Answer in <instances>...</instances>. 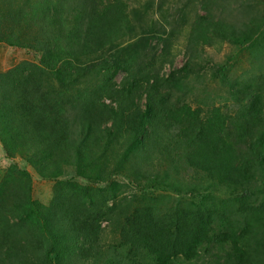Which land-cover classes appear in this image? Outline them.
<instances>
[{
	"label": "trees",
	"instance_id": "16d2710c",
	"mask_svg": "<svg viewBox=\"0 0 264 264\" xmlns=\"http://www.w3.org/2000/svg\"><path fill=\"white\" fill-rule=\"evenodd\" d=\"M246 1L170 2L168 29L154 0H0V41L36 59L0 72L4 151L46 179L70 166L85 182L44 205L30 185L6 187L11 168L0 264H264V62L228 80L231 57L217 64L221 105L189 98L205 48L264 47ZM132 156L140 191L120 194L113 178Z\"/></svg>",
	"mask_w": 264,
	"mask_h": 264
},
{
	"label": "rangeland",
	"instance_id": "374dc122",
	"mask_svg": "<svg viewBox=\"0 0 264 264\" xmlns=\"http://www.w3.org/2000/svg\"><path fill=\"white\" fill-rule=\"evenodd\" d=\"M131 8L141 9L144 2L148 0H127ZM177 1V0H154V3H161L163 8L160 10L157 8V5L153 8L154 14L153 18L159 23H163L169 29V25L165 21L169 20L168 13L172 12V8L167 10L168 3ZM179 1V0H178ZM185 2L186 0H180ZM223 1V0H221ZM246 4L250 8H244L248 15L252 18L264 19V0H248ZM232 9H236L235 5L231 6ZM240 10V7H239ZM247 16V15H246ZM157 23V24H158ZM157 26V25H156ZM183 37L179 36L174 38L171 51L173 52V66L180 67L184 61L185 57L183 55ZM228 57H231L229 68L226 71V78L232 79L235 76L242 75L244 72H247L254 64H259L264 62V47H260L257 44L254 47L240 49L239 46H236L234 43H224L220 51H216L213 48H205L202 56V65L203 68L200 71L194 73L196 76L191 75L188 79L194 85L193 94L190 93L189 98L193 100V105H198L197 100H201L204 97L213 98V103L221 105L224 101L225 90L227 85L224 81L218 77H213L211 72L213 68L219 64L224 63ZM35 61V56L33 52H28L19 47H13L5 41H0V72H4L13 66H16L21 61ZM168 63L164 66V71H168ZM217 95H219L217 97ZM29 153L32 151L29 150ZM117 159H113V162L116 163ZM137 158L133 156L129 161L124 165V170H121L113 179L120 183L121 190L120 194L140 191L139 182L136 180V175L133 173V166H135ZM29 157L26 155H17L9 158L4 151L3 144L0 138V187L3 183L6 182V177L10 174V169L12 168L13 173L11 176L14 180L9 181L6 187L17 185L19 189H27L30 185V193L33 199L41 202L44 205H47L53 196L60 191L62 185H66L72 182H81L85 183L78 176H76L74 168L70 166L60 167L61 174L57 176V179H46L43 176L39 175L38 170H35L30 164ZM39 173V174H38ZM18 177V178H16ZM144 185H142L143 187ZM149 190V189H148ZM153 195L161 196L165 194V191L155 188ZM5 189L0 190V196L4 195ZM204 193L201 191V194ZM212 195L224 196V191L211 190ZM183 195V194H182ZM190 196V195H189ZM188 196V197H189ZM176 197V194H172V198ZM108 230V228H107ZM106 239H109L110 236L105 234Z\"/></svg>",
	"mask_w": 264,
	"mask_h": 264
}]
</instances>
